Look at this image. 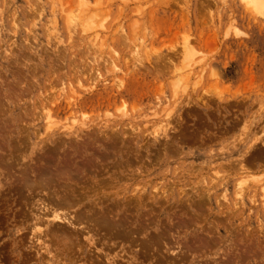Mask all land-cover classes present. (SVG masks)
Masks as SVG:
<instances>
[{
	"label": "rangeland",
	"instance_id": "rangeland-1",
	"mask_svg": "<svg viewBox=\"0 0 264 264\" xmlns=\"http://www.w3.org/2000/svg\"><path fill=\"white\" fill-rule=\"evenodd\" d=\"M0 93V264H264V0H0ZM62 137L104 167L63 170ZM74 186L187 204V251L175 232L51 234L77 207L45 199Z\"/></svg>",
	"mask_w": 264,
	"mask_h": 264
},
{
	"label": "bare ground",
	"instance_id": "bare-ground-1",
	"mask_svg": "<svg viewBox=\"0 0 264 264\" xmlns=\"http://www.w3.org/2000/svg\"><path fill=\"white\" fill-rule=\"evenodd\" d=\"M77 21V20H76ZM92 21V20H91ZM88 23H89V21H88ZM87 23V24H88ZM89 25H91V24H89ZM82 26H84V25H82ZM84 28V27H83ZM90 28V27H89ZM86 29H88V28H86ZM1 94V93H0ZM2 101V100H1ZM45 106V105H44ZM49 118V117H48ZM50 122V121H49ZM52 124V123H51ZM55 124H57V123H55ZM73 124V123H72ZM54 124H52V126H53ZM66 126V125H65ZM83 125H81V127H82ZM70 129V128H69ZM108 132V131H107ZM93 135V134H92ZM74 136H75V134H74ZM91 136V135H90ZM117 136V135H116ZM83 138V137H82ZM91 138V137H90ZM66 139H68V138H66ZM65 139V141H64V139H63V137H62V139H58L59 140V142L58 143H67V144H69L71 147H73L74 145H75V148L73 149V153L75 154V156H74V158H72L71 159V161L70 160H68L69 158L67 157V156H64L65 158L67 157V160L66 159H64L63 158V160H61L59 163H60V165H61V163H62V165H61V167H62V169L63 170H65V169H67V167H69V166H74L75 168H74V170L76 171V169H78V167H80V165L83 163V164H88L87 163V161L89 160V161H91L90 159L92 158V157H87V156H89L88 155V150L89 149H92L93 151H95L94 150V147H93V145H92V143H89L88 142V140L86 141V140H84V138H83V140H79V141H76V140H71V139H69L68 141ZM78 139V138H77ZM87 139V138H86ZM56 140V139H55ZM90 142H92V141H90ZM116 142V141H115ZM62 146V145H61ZM91 146V147H90ZM113 147V146H112ZM52 148V147H51ZM55 149V148H54ZM115 149V148H114ZM49 150V149H48ZM53 151V150H52ZM71 151V150H70ZM70 151H68V153L70 152ZM50 152H51V150H50ZM54 152V151H53ZM56 152V151H55ZM65 152H67V149L65 150ZM156 152V151H155ZM67 153V154H68ZM45 154H47V153H45ZM53 155V154H52ZM66 155V154H65ZM71 155V154H70ZM112 155V154H111ZM61 156H62V154H61ZM47 157V156H46ZM107 157H109V156H107ZM113 157V156H112ZM50 158V156L48 157V159ZM75 158H76V160L77 159H81V161H79V162H77L76 160H75ZM93 158H94V156H93ZM92 158V159H93ZM106 158V157H105ZM94 160V159H93ZM85 161V162H84ZM88 161V162H89ZM38 162V161H37ZM48 162H51V161H48ZM47 162V163H48ZM70 162H71V165H70ZM46 163V162H45ZM54 163V162H53ZM115 164H116V162H114ZM113 163V164H114ZM50 164V163H49ZM83 164H82V166L81 167H83ZM112 164V165H113ZM127 165H128V163H126ZM129 164H131V163H129ZM241 164V163H240ZM51 165V164H50ZM90 165L91 166H89V164L88 165H86L88 168L89 167H92L93 169H95V167L94 166H96V167H99L100 168V166H102L101 164H94V162H92V163H90ZM107 165V164H106ZM126 166V165H125ZM44 167V166H43ZM61 167H59L60 168V170L58 169V170H56L57 172L59 171H61ZM66 167V168H65ZM80 167V168H81ZM84 167H85V165H84ZM87 167H85V168H87ZM102 167H104V165L102 166ZM114 167V166H113ZM27 168V167H26ZM25 168V169H26ZM33 168V167H32ZM45 169H46V167H44ZM43 168V169H44ZM48 168V167H47ZM84 168V169H85ZM42 169V170H43ZM48 169H50V168H48ZM107 169V168H106ZM51 170V169H50ZM62 170V171H63ZM86 170V169H85ZM35 171V170H34ZM40 171H41V169H40ZM97 170L95 169V170H89V174L91 175L92 173H95ZM43 172V171H42ZM42 172H40L41 174H43ZM47 172H48V170H47ZM55 172V171H54ZM86 172L88 173V171L86 170ZM44 173H45V170H44ZM50 173H51V171H50ZM62 173H64V172H62ZM97 173H98V171H97ZM47 174V173H46ZM44 174L46 177H48V178H46L44 175H42V176H44L45 177V179H43L42 180V178H38V180L40 181V179L42 180V181H44L43 183H49L50 181H53L52 179L50 180V176L47 174ZM40 174H38V176H39ZM58 175V174H57ZM83 175H85V174H83ZM37 176V175H36ZM35 176V177H36ZM37 176V177H38ZM77 177L76 178H78V176L79 175H76ZM59 177V176H58ZM83 177V176H82ZM74 178V177H73ZM72 178V179H73ZM61 179L63 180V181H67V179L68 178H62L61 177ZM86 179V178H85ZM50 180V181H49ZM87 180H88V178H87ZM28 181H30V180H28ZM239 181V180H238ZM54 182V181H53ZM237 182V181H236ZM26 183V182H25ZM28 183V182H27ZM40 183V182H39ZM47 183V184H48ZM55 183V182H54ZM46 184V185H47ZM60 185H63V187H64V185H66V184H62V183H59ZM101 184H104V182L102 181V183ZM28 185H31V183H28ZM41 185H42V182H41ZM48 185H52L51 183L50 184H48ZM36 186H37V184H36ZM57 186H58V184H57ZM68 186V185H67ZM103 186V185H102ZM28 187V186H27ZM59 187V186H58ZM75 187V186H74ZM242 187V186H241ZM25 188V187H24ZM65 188H66V186H65ZM68 188H69V186H68ZM66 189L65 191H55V192H53V193H50L49 191V194H51V198H47V199H45V200H48V201H50V203L52 204V205H54V206H66V207H77L76 209H75V211H74V215H65V214H63V216H53L52 218V222L53 221H55V222H57L58 224H54L53 226V228H52V230L51 231H49L51 234H54V235H56L57 236V232H60V234H62V236H64V235H67V236H77L78 237V235H81V237H82V235H84V233L83 232H85V231H83L84 229H87V231H89V230H91V226L93 225H98V227L100 226V228H102V229H104V231H112V229L114 230V229H116L115 231H119V232H121V230H119V229H121V227L123 226L124 228H127L128 230H130L129 232H131V233H133V234H136V235H138V234H142V233H144L147 237H146V241H148V239H150L151 240V238H155V240L157 239H161V238H164V237H168V236H170L171 235V233H176V234H179V235H183V236H181L182 238V243H183V246L182 247H184V249L187 251V231L186 230H183L184 229V227L185 226H187L186 224H187V222H191V219H190V221H189V219H187V204L185 205V204H180V203H178V205H173V206H169L168 208H161V206H159L158 208H156V210H155V208H154V206L153 205H151V206H153V208H149V209H145V207H147V206H145L144 207V204H141V202L139 201V200H135L136 202H135V204L133 205V206H131L132 205V202L131 201H133V200H130V199H136L137 197H139V196H137V195H131V198L130 199H128V201H126V202H123V199H124V197L123 198H120V199H118V198H114V201L115 202H110L111 204H108V203H104V198H103V195L104 194H102L101 196H98L99 194L98 193H93L91 196H89V197H87V196H85L84 195V193H82V192H80V190H81V188L82 187H78V189H76V187L75 188H70V189ZM264 188V187H263ZM58 189V188H57ZM235 189V188H234ZM236 190V189H235ZM235 192V191H234ZM48 194V195H49ZM93 195L94 196H96V197H94L93 199H91V200H89L90 199V197L92 198L93 197ZM47 196V195H46ZM36 197V196H35ZM136 197V198H135ZM86 199H88L90 202H88V203H85L84 201L86 200ZM179 200V199H178ZM47 201V202H48ZM175 201V200H174ZM186 202V201H185ZM170 203V202H169ZM184 203V202H183ZM150 206V207H151ZM47 207V206H46ZM58 207V208H59ZM64 207H62V208H64ZM60 209V208H59ZM50 211V210H49ZM166 211V212H165ZM190 211V210H189ZM71 212V211H70ZM154 212H156V213H158L156 216L154 215ZM197 212H199V211H197ZM45 213H47V212H45ZM49 213V212H48ZM66 213H68V212H66ZM165 214V216H164V218L163 219H161V216H162V214ZM191 213H189V215H190ZM62 215V214H61ZM193 215H196V214H193ZM200 215V214H199ZM71 217H74L73 218V220L74 221H72V219H71ZM156 217L158 218V219H156ZM192 217H194V216H192ZM199 217V216H198ZM48 218V217H47ZM56 219V220H55ZM69 220H71V221H69ZM46 221V220H45ZM65 221V222H64ZM68 221V222H67ZM62 222H64V223H76V224H74L75 225V227H74V225H73V223H72V227H74V229L73 230H69V228H67L66 229V226H65V224H64V226H65V228L64 227H62V226H59V223L61 224ZM54 223V222H53ZM69 224V225H70ZM58 225V226H57ZM55 226H57V228H60V230L58 229V231H56V229H54L55 228ZM76 226H81L80 228H76ZM83 226V227H82ZM92 226V227H93ZM98 227H97V229H98ZM123 227H122V233H123ZM210 227V226H209ZM209 227H208V229H209ZM213 227V226H212ZM94 228V227H93ZM100 228H99V230H100ZM118 228V229H117ZM129 228H131V229H129ZM182 229V230H181ZM196 229H198V227L196 228ZM125 230V229H124ZM150 230V231H149ZM203 230H206L205 228L203 229ZM92 231H93V229H92ZM199 231V230H198ZM114 232V231H113ZM112 232V233H113ZM125 233H128V235L127 236H129V232L127 231H124ZM183 232V233H182ZM110 233V232H109ZM116 233V232H115ZM124 233V234H125ZM215 233V232H214ZM116 234H118V233H116ZM113 235V234H112ZM199 235H201V234H199L198 232H194V236L193 237H195L196 236V238L197 237H199ZM131 236H132V234H131ZM130 237V236H129ZM88 238V237H87ZM103 238H105V237H103ZM112 238V237H111ZM135 238V237H134ZM148 238V239H147ZM195 238V240H197ZM201 238H202V236H201ZM217 238V237H216ZM89 239V238H88ZM213 239H215V238H213ZM218 239V238H217ZM72 240V239H71ZM89 240H91V238L89 239ZM144 240V241H145ZM149 240V241H150ZM189 240V239H188ZM191 240H192V238H191ZM198 240H202V239H198ZM209 240V239H208ZM55 241V240H54ZM133 241V240H132ZM135 241V240H134ZM190 241V240H189ZM194 241V240H193ZM195 242V241H194ZM193 242V243H194ZM209 242V241H208ZM202 243V242H201ZM205 243V242H204ZM215 243V242H214ZM80 244V243H79ZM203 244V243H202ZM206 244V243H205ZM67 246V245H66ZM243 246V245H242ZM78 247V246H77ZM214 247V246H213ZM44 248V247H43ZM46 248V247H45ZM247 248V247H246ZM52 249V248H51ZM79 249V248H78ZM46 252V251H45ZM185 252V251H184ZM249 252V251H248ZM244 253V252H243ZM246 253H247V251H246ZM55 254V253H54ZM55 256V255H54ZM185 256V255H184ZM245 256V255H244ZM30 257V256H29ZM183 257V256H182ZM185 257H187V255L185 256ZM41 258H42V256L40 255L39 256V260H41ZM180 258H181V256H180ZM184 258V257H183ZM241 258V257H240ZM218 259V258H217ZM221 259V258H220ZM71 260V259H70ZM180 260V259H179ZM185 260V259H184ZM181 261V260H180ZM179 261V262H180ZM176 262V261H175ZM174 262V263H175ZM187 262V261H186ZM60 263V262H59ZM215 263V262H214ZM43 264V263H42ZM55 264V263H54ZM211 264V263H210Z\"/></svg>",
	"mask_w": 264,
	"mask_h": 264
}]
</instances>
